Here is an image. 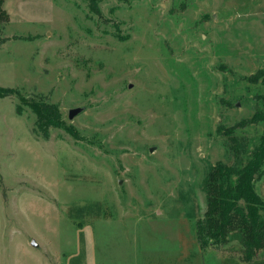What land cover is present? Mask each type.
Wrapping results in <instances>:
<instances>
[{"label":"rangeland","instance_id":"1","mask_svg":"<svg viewBox=\"0 0 264 264\" xmlns=\"http://www.w3.org/2000/svg\"><path fill=\"white\" fill-rule=\"evenodd\" d=\"M98 6L2 7L0 87L17 93L0 99V264H171L168 219L197 232L209 172L261 144L263 123L225 132L264 110V0ZM21 97L58 105L80 138L38 137ZM241 237L202 239L204 264H264V249L244 260Z\"/></svg>","mask_w":264,"mask_h":264},{"label":"trees","instance_id":"2","mask_svg":"<svg viewBox=\"0 0 264 264\" xmlns=\"http://www.w3.org/2000/svg\"><path fill=\"white\" fill-rule=\"evenodd\" d=\"M5 1L0 0V17L5 16L2 11ZM87 1L90 10L96 16L101 17L102 11L98 6V0ZM120 1L129 3V0ZM16 93L13 89L0 87V99L13 97ZM262 100L264 103V98ZM20 101L31 107L36 115L34 133L38 137L49 140L50 130L58 128L64 129L73 137L80 138L75 128L72 125L69 126L62 119L58 105L43 101H39V103L28 102L22 97ZM22 113L23 108L18 106V114L22 115ZM260 123H263L264 126V110L254 114L252 119L244 120L239 125L228 129L225 133L232 135L235 129L244 128L248 124L259 125ZM263 167L264 135L260 146L252 153L245 166L238 168L218 163L209 172L207 177L208 200L204 223L199 221L197 227V239L202 249L208 245L207 241L206 243L202 241L205 237L213 241L211 246H216V243L226 245L233 231L241 233L243 258L246 262H251L264 249V199L255 191L256 183L261 180L264 174ZM201 222L204 224L202 227Z\"/></svg>","mask_w":264,"mask_h":264},{"label":"crops","instance_id":"3","mask_svg":"<svg viewBox=\"0 0 264 264\" xmlns=\"http://www.w3.org/2000/svg\"><path fill=\"white\" fill-rule=\"evenodd\" d=\"M11 0H6L3 5V9L8 11V4ZM11 14V13H9ZM12 19V15H11ZM173 229L170 236H173L180 244L179 250L176 251V257L174 258L172 254H167V259H163L165 263L169 261L171 264H204L203 252L201 253V247L198 244L197 232L195 229L191 228L192 222L190 221H180L176 218H170ZM174 222V223H173ZM185 223V225H183ZM154 260L150 262L153 264Z\"/></svg>","mask_w":264,"mask_h":264},{"label":"water","instance_id":"4","mask_svg":"<svg viewBox=\"0 0 264 264\" xmlns=\"http://www.w3.org/2000/svg\"><path fill=\"white\" fill-rule=\"evenodd\" d=\"M82 112L81 109H72L69 113V120H72L75 116L79 115ZM33 245H35V242H33Z\"/></svg>","mask_w":264,"mask_h":264}]
</instances>
